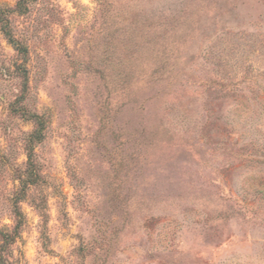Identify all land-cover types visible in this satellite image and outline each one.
I'll list each match as a JSON object with an SVG mask.
<instances>
[{"label": "rangeland", "instance_id": "374dc122", "mask_svg": "<svg viewBox=\"0 0 264 264\" xmlns=\"http://www.w3.org/2000/svg\"><path fill=\"white\" fill-rule=\"evenodd\" d=\"M11 234L10 264H264V0H0Z\"/></svg>", "mask_w": 264, "mask_h": 264}, {"label": "trees", "instance_id": "16d2710c", "mask_svg": "<svg viewBox=\"0 0 264 264\" xmlns=\"http://www.w3.org/2000/svg\"><path fill=\"white\" fill-rule=\"evenodd\" d=\"M7 25H4L1 27V31L6 35L9 43L13 45L17 53L21 56H24L26 54V48H23L18 45V43L14 40V38L11 36L10 32L6 30ZM35 118V130L31 134V138L29 140V143H32L34 141H40L43 137V129H44V124L42 121H40V117L38 116H33ZM28 149V158L30 159L31 157V150L32 146L29 145ZM14 242V235H6L2 239H0V264H10L6 258L7 251L9 245H12Z\"/></svg>", "mask_w": 264, "mask_h": 264}]
</instances>
